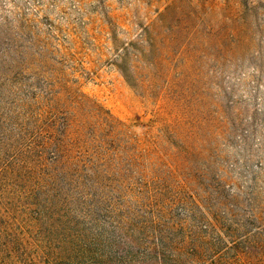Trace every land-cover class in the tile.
<instances>
[{"label": "rangeland", "instance_id": "1", "mask_svg": "<svg viewBox=\"0 0 264 264\" xmlns=\"http://www.w3.org/2000/svg\"><path fill=\"white\" fill-rule=\"evenodd\" d=\"M0 264H264V0H0Z\"/></svg>", "mask_w": 264, "mask_h": 264}]
</instances>
